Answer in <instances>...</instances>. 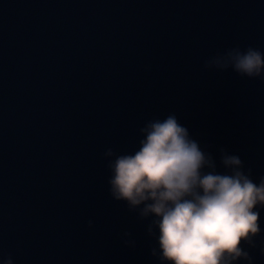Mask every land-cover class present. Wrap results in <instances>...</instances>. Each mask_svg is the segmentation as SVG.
<instances>
[{
	"label": "water",
	"instance_id": "1",
	"mask_svg": "<svg viewBox=\"0 0 264 264\" xmlns=\"http://www.w3.org/2000/svg\"><path fill=\"white\" fill-rule=\"evenodd\" d=\"M235 45L264 52V0H0V261L159 264L104 156L152 118L175 113L218 170L224 147L264 175V81L203 66ZM258 219L241 243L264 264Z\"/></svg>",
	"mask_w": 264,
	"mask_h": 264
},
{
	"label": "clouds",
	"instance_id": "2",
	"mask_svg": "<svg viewBox=\"0 0 264 264\" xmlns=\"http://www.w3.org/2000/svg\"><path fill=\"white\" fill-rule=\"evenodd\" d=\"M203 66L231 68L264 81V52L252 46L216 52ZM139 134L138 147L130 153L104 152L107 182L114 200L141 219L151 218L147 234L156 242L151 252L159 264H238L241 259L253 264L241 242L254 246L253 238L261 232L264 175L253 180L251 169H244L241 158L224 147L219 148L223 171L218 170L207 146L192 137L175 113L149 119ZM0 264L13 260L6 255Z\"/></svg>",
	"mask_w": 264,
	"mask_h": 264
}]
</instances>
